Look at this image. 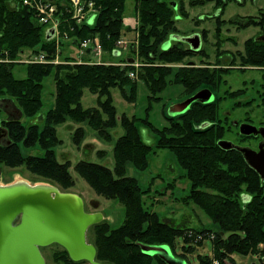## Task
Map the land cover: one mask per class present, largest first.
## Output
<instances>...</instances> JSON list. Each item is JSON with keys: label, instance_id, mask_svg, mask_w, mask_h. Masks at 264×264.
<instances>
[{"label": "trees", "instance_id": "obj_1", "mask_svg": "<svg viewBox=\"0 0 264 264\" xmlns=\"http://www.w3.org/2000/svg\"><path fill=\"white\" fill-rule=\"evenodd\" d=\"M82 1L86 6L93 3L98 12L92 24L89 21L78 23L73 18L70 0H50L57 8L60 35L49 40L47 25L40 24L35 11L24 6L23 0H0V58L12 61L0 64V101L13 99L25 117L34 118L45 105V80L53 77L56 85L55 103L46 114L42 129L35 124L27 128L15 119H0V129L3 127L7 133L0 142V164L12 169L25 167L32 175L64 190L71 189L75 184L70 173L71 164L60 163L57 159V148L62 144L57 127L69 121L86 124L99 139L112 142L110 131L121 122L125 133L114 145V170L88 161L76 165L78 175L97 195L117 201L125 210V221L120 227L112 228L103 220L90 229L95 237L93 244L98 262L166 264L158 256L144 254L139 245L168 246L175 252L177 240L183 239L198 246L211 240L213 258L201 257L202 264H225V260L237 264L235 255L257 256L264 264V181L240 152L227 151L218 145L228 131L217 108L195 103L183 115L167 116L169 126L162 129L156 128L149 116L143 121L126 116L118 118L113 89H119L125 100L134 103L138 80H143L150 92L147 110L150 112L153 103L161 101L158 95L169 84L183 86L189 98L214 79L209 68L175 69L173 65L184 64L192 57V52L180 47L179 43L173 42L164 49L170 38L178 35L176 10L169 2L176 0ZM128 1L135 3L138 19V26L133 30L137 40L131 45L137 58L128 56L114 64L91 65L68 56L69 47L81 49L83 42L99 38L105 53L112 59L120 58L123 52L119 57L114 55L120 51L118 44L127 32H132L124 25ZM218 6H222V2ZM179 8L188 16L184 3H180ZM25 50L35 56L44 54L49 63L27 65V77L19 80L13 74L14 67L18 66L13 62ZM57 58L62 59L60 63H54ZM130 61L141 66L136 68ZM259 64L264 66V56ZM132 72L136 73L135 79L130 76ZM170 77L173 79L169 80ZM215 78L220 81L222 76ZM86 89L103 98L99 107H83ZM1 103L0 117L7 109ZM139 123L156 134V147L143 141ZM85 136L84 128L78 127L74 142L80 145ZM21 144L27 149L39 147L42 155H23ZM153 148L173 153L191 184L184 202L197 205L219 231L176 228L162 222L152 208L145 207L144 200L152 193V188L144 189L136 178L128 176L127 164L138 171L147 170ZM167 189L172 186L168 185ZM193 250L191 247L187 251ZM181 258L185 260L184 256ZM55 260L58 264H77L64 249L55 254Z\"/></svg>", "mask_w": 264, "mask_h": 264}, {"label": "rangeland", "instance_id": "obj_2", "mask_svg": "<svg viewBox=\"0 0 264 264\" xmlns=\"http://www.w3.org/2000/svg\"><path fill=\"white\" fill-rule=\"evenodd\" d=\"M184 5L185 10H188V12L190 13V15H188L189 17L183 15V17L187 18L182 17V13L180 12L178 4H173V7L176 10L175 21L178 32H181L182 34H191L192 32H201L202 30L206 29V43L210 45L214 40L213 33L216 28L214 24L215 22L211 20L205 21L203 22L202 26L198 28L195 27L194 20L200 18L201 16L206 17L207 15H216L219 11L215 10L214 6L211 4L195 8H193L192 5L188 2H186V4ZM12 7L14 8L15 5L12 4ZM258 7H264V0L259 1ZM248 12L252 11L250 9L248 10L247 7H244L242 5L240 6L238 3H232L226 9L223 18L225 20H229L234 16L245 15ZM136 15L135 3L133 1H128L126 4L125 20L127 18L132 19V22L136 23L137 27L138 19ZM125 20V27L131 29L132 32H127V34H125V38H123V41H126L128 45L127 49L123 52L120 58L112 59L109 53H105L103 49L101 55L95 57L92 52L86 53V50L77 49L74 46L69 47L68 56L75 58L80 63L83 61H87L88 63L92 61L96 63L98 60H100V64L118 63L120 62V60H124L128 56H135L137 58L136 52H134V49L131 48V45L136 43L137 34L133 31L135 29H132L131 27H128V25H126ZM248 32L249 31L241 32L236 35L239 38L240 43H243V37L248 34ZM233 33L234 29L231 30L229 34L234 35ZM224 48L232 50L234 48V44H232L231 42H227L224 45ZM238 49H240V47H238ZM34 60L35 55L31 51L25 50L24 52L20 53L18 58L13 62L18 65L13 69L15 78L21 80L27 77V65L41 64L34 62ZM61 60L62 59L57 58L54 63H60ZM4 61H6L5 63L12 62H8L9 60ZM47 63L49 62L47 61L42 64ZM138 64L140 67L141 64ZM183 65L179 64L173 66L176 69ZM239 69L240 65L237 63L233 70L226 75V77H222L220 81H217V90L222 97L227 96L225 94H228L231 91H240L241 89L246 88L248 83L250 86V81L253 78L257 79V87L254 89L260 88L261 81L259 79L258 72L247 71L246 73H243ZM172 79L173 77L169 78V80ZM44 85L45 105L43 110L36 117H25L21 108L17 105L15 100L6 98L1 100L2 103L1 101L0 103L2 105H5V108H7L8 111L3 110L0 119H15L21 121V123L27 128L35 124L42 129L45 125L46 114L54 106L56 94V85L53 77L47 78L44 82ZM208 85L209 83L201 87V89L208 88L206 87ZM112 95L114 99V106L117 108L119 119H121V117L123 116H126L129 119L137 118L143 121L149 116V121L159 129L169 126L167 116L173 118L177 117L176 115L174 116L173 114H171V111L175 106L192 97L191 96L187 98L183 86L171 83L168 85L164 92L158 95V97L161 98V101L154 102L152 111L147 112L149 108L148 97L150 96V92L143 80H138L136 101L134 103L125 100L122 97L119 89H113ZM251 95H249V97ZM260 99L261 98H258L257 96L254 105H252V115L254 117H257V119L264 121V104H261L262 102L264 103V100L261 101ZM102 100L103 98H100L98 95L93 94L86 89L84 91L82 105L85 109L96 108L99 107V102ZM233 102L234 101L232 100L222 98V104L220 105L222 116L224 112L232 110ZM246 111L247 110L245 109L236 110V113L239 114L238 118H243ZM78 127H83L86 133L85 139L80 143V145H77L74 142V134ZM138 128L143 141L152 147H156L158 140L156 134L143 123H139ZM110 133L113 136L112 142L99 139L96 132L89 128L86 124H76L69 121L57 127V136L62 141V144L57 148V159L60 163L70 162L71 164L70 173L75 181L74 187H72L71 189L64 190L59 185L49 180L32 175L26 170L25 167L12 169L6 167L3 164H0V186L12 185L20 181H26L33 186L38 184L54 186L61 192L72 193L80 196L84 200L87 213H100L103 215L104 221L111 225L112 228H118L125 221L124 206L119 204L117 201L107 200L97 195L89 187L86 181L78 175L76 171V165L80 161L97 163L106 166L111 170H114V145L115 142L125 133L123 127L121 126V122H119L118 126L114 130H111ZM226 136L230 137L231 135L227 134ZM21 151L25 156L42 155L39 147H36L34 149H27L23 144H21ZM127 175L136 178L142 188H152V193L144 200L145 207L149 209L152 208L153 212L158 213L162 222L182 229L216 230L217 227L213 224L212 220L206 215L204 211H202L197 205L193 203L186 204L184 202L183 199L186 198L187 195H189L191 184L190 181L186 178L185 172L179 166L176 157L169 150H157L156 148H153V153L149 158L148 169L145 171H138L133 167L132 164H127ZM168 185L172 186V189H167ZM216 231L219 230L217 229ZM94 239V235L89 232V242L93 244ZM191 247H193L194 250L192 252H188L187 250H189V248ZM167 248L177 258H181L182 256H184L185 264H202L200 260L201 257H208L211 259L213 258V245L211 240H205L202 246H198L196 244L186 243L183 239H178L175 252H173L170 247L167 246ZM62 250L63 248L59 245H52L50 247L44 248L42 250V253L47 261V264H58L55 260V254L62 252ZM233 258L235 259L237 264H263L257 256L242 257L235 255ZM225 264L231 263L229 262V260H225Z\"/></svg>", "mask_w": 264, "mask_h": 264}, {"label": "water", "instance_id": "obj_3", "mask_svg": "<svg viewBox=\"0 0 264 264\" xmlns=\"http://www.w3.org/2000/svg\"><path fill=\"white\" fill-rule=\"evenodd\" d=\"M89 23H93V17ZM54 36V29L48 31L49 40ZM171 40L191 43L193 37L174 35ZM169 44L166 43L165 50L169 48ZM114 55L119 57L121 52L116 51ZM213 100L210 90H202L175 106L171 114L183 115L193 104H209ZM206 126L207 124L204 127ZM243 129L242 126V134L253 133ZM5 135L4 131H0V139ZM218 145L227 151H239L264 181V141L260 144L259 152L228 141H219ZM103 220L100 213L86 212L84 200L80 196L61 192L51 185L33 186L20 181L0 186V264H47L42 249L52 245L61 246L76 263L104 264L97 261V249L88 240L90 229ZM139 246L144 254L158 256L166 264H185V260L175 257L167 246Z\"/></svg>", "mask_w": 264, "mask_h": 264}, {"label": "flooded vegetation", "instance_id": "obj_4", "mask_svg": "<svg viewBox=\"0 0 264 264\" xmlns=\"http://www.w3.org/2000/svg\"><path fill=\"white\" fill-rule=\"evenodd\" d=\"M259 1L261 0H209L207 2L206 0L169 1L172 6L173 4H178L179 6L180 3L186 4V2L190 4L194 3L195 5H192L193 8L211 4L214 6L215 10L219 11L216 15H207L206 17L201 16L200 18L194 20L195 27L198 28H200L205 21L211 20L215 22L214 24L216 28L213 33L214 40L210 45L206 43L207 40L205 34L207 31L204 29L201 32L196 31L192 32L191 34H182L181 32H178L177 36L182 38L193 37L192 42L186 43L182 41L171 40L170 38L168 41L170 43L169 47L172 44L171 42H177L179 43L180 47L192 52V57H189L185 61L186 64H182L183 66L181 67L209 68L211 70L210 74L214 77V79L212 78L211 83L206 86L208 88L204 89L210 90L213 94L214 100L209 104L214 106V108H217L220 115V105L222 104V98L234 101L232 110L224 112L223 116L221 115L222 118H220L224 123V127L228 131L227 134L233 136L234 138L231 136H226L221 141H228L235 144L236 146L247 147L255 152L260 151V144L264 141V121L259 120L257 117L252 115V105H254L257 96L258 98H261V101L264 100V66L259 64L260 60L264 56V7H258ZM219 2H222V6H218ZM232 3H238L240 6L242 5L247 7L248 10L250 9L252 12H248L241 16H234L229 20H225L223 16L228 6ZM185 12L190 15L188 10H185ZM233 29L234 35H230L229 33ZM247 31L249 32L243 37V43H240V40L236 35ZM227 42L234 44V48L232 50L224 48V45ZM238 47H240V49H238ZM3 63L5 62L0 58V64ZM237 63L240 65L239 70L243 73H246L247 71L258 72L259 79L261 81L260 88L254 89L257 87V79L253 78L250 81V86L248 83L246 88H243L240 91H231L230 93L225 94L227 96L222 97L217 90L218 84L215 77H218L219 75H221L223 78L226 77V75L233 70ZM204 89L198 90L195 94ZM249 95L251 96L249 97ZM261 104L264 103L262 102ZM243 109L247 110L245 112V116L243 118H238L239 114L236 113V110ZM5 111L8 110L6 109ZM242 126L245 132L252 131L253 133L251 135L242 134ZM0 131H4V133H6V130H4L3 127L0 129ZM6 135L1 137L0 142L6 137ZM229 151L237 150L232 149ZM77 264H86V262H79Z\"/></svg>", "mask_w": 264, "mask_h": 264}, {"label": "built area", "instance_id": "obj_5", "mask_svg": "<svg viewBox=\"0 0 264 264\" xmlns=\"http://www.w3.org/2000/svg\"><path fill=\"white\" fill-rule=\"evenodd\" d=\"M70 2L72 4L73 10H74L73 18L78 23L89 21L91 17H93V22H94L98 12H97V10H95L93 3H89L86 6L82 0H70ZM23 5L34 10L36 15H37V18L39 19L40 24L47 25L48 31L54 29L55 30V36L59 37V35H60L59 21L56 18L57 8L55 5H53L50 2V0H23ZM125 23H126V25H128V27H131L132 29L136 28V23L128 22L127 20H125ZM118 45H119L118 49L121 52H124L127 49L128 43L126 41L122 40L119 42ZM81 49L86 50V53L92 52L95 55V57L100 56L101 52H102V46H101L99 38H95L94 40H89V41L83 42ZM4 62H6V61H4ZM34 62L41 63V64L45 63V62H47L46 56L44 54H40L39 56H35ZM97 62L94 63V62L90 61L88 64H100L101 63L100 60H98ZM134 66L136 68H138L139 64L135 63ZM130 76H131V78L135 79L136 73L132 72L130 74ZM215 264H218V263L215 262Z\"/></svg>", "mask_w": 264, "mask_h": 264}, {"label": "crops", "instance_id": "obj_6", "mask_svg": "<svg viewBox=\"0 0 264 264\" xmlns=\"http://www.w3.org/2000/svg\"><path fill=\"white\" fill-rule=\"evenodd\" d=\"M135 19V18H134ZM128 22H132V19H130V18H127L126 19Z\"/></svg>", "mask_w": 264, "mask_h": 264}]
</instances>
